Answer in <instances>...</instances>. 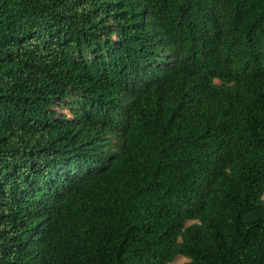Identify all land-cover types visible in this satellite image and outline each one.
<instances>
[{
  "label": "trees",
  "instance_id": "obj_1",
  "mask_svg": "<svg viewBox=\"0 0 264 264\" xmlns=\"http://www.w3.org/2000/svg\"><path fill=\"white\" fill-rule=\"evenodd\" d=\"M264 264V0H0V264Z\"/></svg>",
  "mask_w": 264,
  "mask_h": 264
},
{
  "label": "rangeland",
  "instance_id": "obj_2",
  "mask_svg": "<svg viewBox=\"0 0 264 264\" xmlns=\"http://www.w3.org/2000/svg\"><path fill=\"white\" fill-rule=\"evenodd\" d=\"M187 260V257L179 255L172 264H181L183 262H186Z\"/></svg>",
  "mask_w": 264,
  "mask_h": 264
}]
</instances>
